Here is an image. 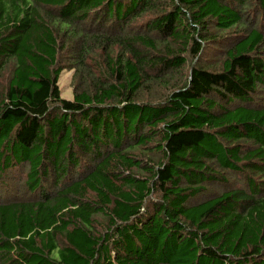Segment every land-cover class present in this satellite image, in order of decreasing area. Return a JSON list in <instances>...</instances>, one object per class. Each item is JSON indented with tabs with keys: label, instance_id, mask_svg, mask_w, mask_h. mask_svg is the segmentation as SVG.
<instances>
[{
	"label": "trees",
	"instance_id": "trees-1",
	"mask_svg": "<svg viewBox=\"0 0 264 264\" xmlns=\"http://www.w3.org/2000/svg\"><path fill=\"white\" fill-rule=\"evenodd\" d=\"M250 9L264 0H0V182L26 166L32 195L0 201V264H264Z\"/></svg>",
	"mask_w": 264,
	"mask_h": 264
},
{
	"label": "rangeland",
	"instance_id": "rangeland-1",
	"mask_svg": "<svg viewBox=\"0 0 264 264\" xmlns=\"http://www.w3.org/2000/svg\"><path fill=\"white\" fill-rule=\"evenodd\" d=\"M249 19L256 20L257 27H259L264 32V11L256 9L252 10L250 9L248 12ZM211 54H208L206 57H211ZM189 64L185 67V72H188ZM73 70H65L62 72L60 79H59V88L61 90V95L64 98L72 99L73 98V90H74V84L76 80H73ZM184 75V74H183ZM3 85H6L7 83V77L5 76L3 78ZM264 102V98L261 96L258 98L257 103ZM26 166H18L15 165L8 169L4 173V178L2 182H0V201H9L14 199H21V198H29L32 196L28 189L25 188V180H26ZM239 181H242L241 178L237 177L235 173L228 174V182L224 183V185H237ZM9 184V187L7 185V189L5 187H2V185H5V183ZM221 183L219 184L218 188H221ZM211 190H215L213 186H210ZM213 192V191H212Z\"/></svg>",
	"mask_w": 264,
	"mask_h": 264
}]
</instances>
